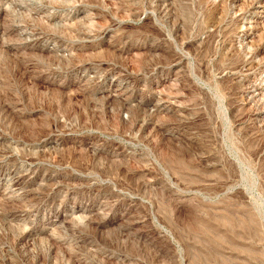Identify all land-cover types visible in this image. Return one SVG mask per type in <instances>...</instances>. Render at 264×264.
I'll use <instances>...</instances> for the list:
<instances>
[{"label": "rangeland", "instance_id": "obj_1", "mask_svg": "<svg viewBox=\"0 0 264 264\" xmlns=\"http://www.w3.org/2000/svg\"><path fill=\"white\" fill-rule=\"evenodd\" d=\"M0 264H264V0H0Z\"/></svg>", "mask_w": 264, "mask_h": 264}, {"label": "bare ground", "instance_id": "obj_2", "mask_svg": "<svg viewBox=\"0 0 264 264\" xmlns=\"http://www.w3.org/2000/svg\"><path fill=\"white\" fill-rule=\"evenodd\" d=\"M163 9H164V8H163ZM246 61H249V60H246ZM243 62H244V61H243ZM248 63H249V62H248ZM248 63H247V64H248ZM243 64H245V63H243ZM241 66H242V65H241ZM238 68H239V67H238ZM247 68H248V67H247ZM235 71H237V70H235ZM236 76H237V75H236ZM238 78H239V77H238Z\"/></svg>", "mask_w": 264, "mask_h": 264}]
</instances>
